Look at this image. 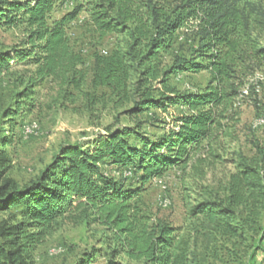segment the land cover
<instances>
[{"label":"trees","instance_id":"obj_1","mask_svg":"<svg viewBox=\"0 0 264 264\" xmlns=\"http://www.w3.org/2000/svg\"><path fill=\"white\" fill-rule=\"evenodd\" d=\"M245 1L81 0L57 17L70 0H0V28L24 34L23 47L14 48L13 57L0 51V79L23 67L15 78L23 90L7 115L10 132L11 116L36 106L35 89L45 80L74 89L87 81L84 58L68 31L82 11L93 36H121L110 55L95 54L93 86L111 90L120 105L133 102L123 113L130 124L109 127L91 143H63L52 162L23 185L8 176L12 159L5 148L14 137L0 136V264H35L39 246L66 222L97 224L106 236L111 234L114 247L107 264H207L209 256H219L218 249L202 255L181 227L141 213L137 199L152 177L171 166L185 169L197 152L214 154L215 144L229 136L248 78L264 65V47L250 31L251 17L239 6ZM182 28L191 29L197 42L189 55L168 62ZM180 72H206L209 79L202 88L182 91L170 84ZM175 105L188 111L175 117V127L164 128L159 137L144 131L146 110L166 112ZM228 160L235 171L225 196L197 199L191 216L236 256L234 263L224 264H247L256 250L264 251V148L253 157L239 154ZM135 175L140 187L130 182ZM93 258L88 253L77 264H92Z\"/></svg>","mask_w":264,"mask_h":264},{"label":"rangeland","instance_id":"obj_2","mask_svg":"<svg viewBox=\"0 0 264 264\" xmlns=\"http://www.w3.org/2000/svg\"><path fill=\"white\" fill-rule=\"evenodd\" d=\"M164 1L172 3L176 0ZM80 2L70 0L57 11L56 16L63 15ZM239 6L251 17L250 31L264 47V0H248ZM68 31L73 46L84 58L87 81L81 89L62 88L59 83L45 80L35 89L36 106L25 114L11 116L15 123L10 132L7 115L18 100L16 94L23 90L15 80L23 67L13 68L10 75L0 79V136L12 134L14 137L13 144L5 148L12 159L8 176L21 185L36 178L52 162L63 143H91L104 137L109 127L131 122L123 113L132 106V101L120 105L118 97L111 90L103 86L96 88L92 84L95 54L110 55L121 36L109 34L104 39L93 36L89 16L84 11L69 25ZM23 37L20 29L0 28V51H6L13 57L12 50L23 47ZM196 42L197 38L191 29H179L166 60L171 62L176 56L189 55L191 45ZM136 79L137 75L133 73L130 80L131 97L136 95ZM208 79L206 72H180L171 76L170 84L182 91L196 90L204 87ZM244 90L247 93L238 100L235 106L237 114L229 122V136L215 144L214 154L203 150L192 156L185 169L169 167L162 176L147 181L137 199L141 213L149 215L153 221L165 220L181 227L183 233L192 235L193 243L202 255H212L211 249L220 250L217 258L209 256L206 259L207 264H224L225 261L234 263L232 257L235 255L211 237V230L204 229L200 221L191 216V210L197 199L225 196L229 176L235 171V164L228 159L239 154L253 157L259 148H264V65L248 78ZM87 95L94 98V104L89 103ZM187 112L181 105L171 106L166 112L148 109L143 117L149 122L143 129L159 137L164 134V128L175 127V117ZM157 120L159 126H153L152 122ZM32 124L36 125V133L27 136L24 127ZM113 169L116 173L117 168ZM119 170L131 176V171ZM137 177H131L130 182L140 187ZM159 180L163 183L160 184ZM107 235L97 224L66 222L39 246L34 256L35 264H77L88 253L95 255L92 264H107L109 253L114 247L109 238L111 234ZM257 238H261V234ZM261 244L264 248V241ZM228 247L230 249L231 244ZM245 262L264 264V251L256 250L255 258L247 257Z\"/></svg>","mask_w":264,"mask_h":264},{"label":"built area","instance_id":"obj_3","mask_svg":"<svg viewBox=\"0 0 264 264\" xmlns=\"http://www.w3.org/2000/svg\"><path fill=\"white\" fill-rule=\"evenodd\" d=\"M247 93V90H244V94ZM24 133L27 135V136H30V135H33L36 133V125L32 124V125H27L24 127ZM159 183L162 184L163 181L162 180H159Z\"/></svg>","mask_w":264,"mask_h":264}]
</instances>
